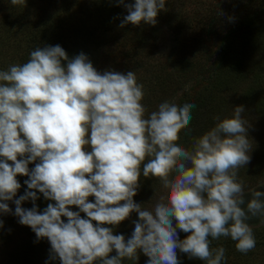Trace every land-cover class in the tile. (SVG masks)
I'll return each instance as SVG.
<instances>
[{
	"label": "clouds",
	"instance_id": "1",
	"mask_svg": "<svg viewBox=\"0 0 264 264\" xmlns=\"http://www.w3.org/2000/svg\"><path fill=\"white\" fill-rule=\"evenodd\" d=\"M10 3L26 6V0ZM118 3L127 9L121 28L155 26L166 0ZM143 97L134 71L101 74L84 53L69 58L59 45L37 47L27 62L0 70V213L14 214L37 240L47 238L50 259L60 264H122L138 260V251L146 264H180L177 249L222 264L225 248L210 249L209 237H230L247 254L256 240L246 221L264 222V192L250 190L241 207L245 191L237 174L252 149L244 107L231 118L214 117L215 126L186 149L176 141L195 105L166 100L145 118ZM141 170L165 190L151 208L133 199ZM18 175L28 177L27 188L14 199ZM37 192L54 202L43 212ZM28 200L33 207L23 208ZM132 212L138 219L131 236L113 234ZM178 230L188 235L181 240Z\"/></svg>",
	"mask_w": 264,
	"mask_h": 264
},
{
	"label": "trees",
	"instance_id": "2",
	"mask_svg": "<svg viewBox=\"0 0 264 264\" xmlns=\"http://www.w3.org/2000/svg\"><path fill=\"white\" fill-rule=\"evenodd\" d=\"M1 1L6 2L7 0ZM126 2L130 3V0H126ZM194 2L197 3L198 0H166L165 10L158 13V19L171 35L172 52L165 59L166 71L164 72L162 68L158 70L157 81L152 86L153 89L157 88L158 95H160L155 100L158 101L159 105L165 98L170 99L175 90L182 88L194 77L199 78L190 86L197 89L189 90L190 87H188L187 91L184 90L174 101L178 105L184 103L195 105L191 112L192 119L188 127L180 131L178 140H192L191 138L207 132L217 122L214 117L219 116L220 119L231 118L233 110L227 107L228 104L225 101L231 102L230 99L233 102L239 101L245 109L242 118L250 125L247 130L248 139L257 148L256 153L258 156H256L254 162L262 161L259 164L261 166L264 164V24L259 25L257 23L258 17L255 11L257 3L254 0H243L244 3L241 4L239 0H230V5L222 2L221 6L225 10L224 15L222 16L219 11L215 12L213 10V15L210 16L209 13L205 24H202L205 12H200L201 9L198 11L199 19L197 20L199 22L193 23L188 16L186 6ZM262 2L264 3V0ZM27 5V8H29V4ZM224 6H229L230 11L225 9ZM228 11L236 12L233 18L242 14V17H240L242 19L237 18L235 20L237 23L233 29H229L227 25L226 16ZM8 15L16 17L14 12ZM24 15L30 16L32 14L26 12ZM114 15H117L118 19L115 22H111L109 18L104 19L100 23L101 29L98 33L81 31L80 27L84 28V26L78 24V17L73 18L76 16L68 18L63 15L53 21L46 19L40 21L43 22L41 27L40 23L36 28L23 27L20 30L10 25L9 22L6 23L5 18L0 19V66L5 69L3 65L9 64L10 61L23 64L29 60L30 52L37 47L59 45L66 51L69 58L84 53L101 74L106 70L116 71L117 65L120 64L110 62L109 66L107 65L103 50L104 46L102 47V45L107 44L106 41L108 40V44L118 42L122 48L126 47L127 42L128 45H132V43L137 42V38H135L137 31L133 42H131L129 40L131 23L123 28L120 27L125 12L118 10ZM249 15L252 19L248 18ZM1 17H5V15ZM57 21H60L59 26H62L60 28L66 29L63 31L56 30L54 25ZM193 28H195L194 31H192ZM123 41L125 45H122ZM235 41L238 44L244 42L246 46L236 45ZM86 43L93 51L87 50ZM108 44L104 48L105 51L113 50ZM204 49L207 53L203 58V55L199 52H203ZM95 62L98 64H95ZM127 65L128 63L122 65L123 68L121 67L122 70L126 69V73L129 70L137 71L135 61L129 63L128 68ZM141 82L143 84L145 81L141 80ZM224 94L227 98L219 101L224 103H218L216 101L217 96H223ZM232 109H234L233 106ZM185 130H189L191 134L183 132ZM176 143L178 144L179 141H176ZM37 162L30 163L29 169L34 168ZM250 169L251 165L247 169H238V172L241 174V171H243L242 174H245V176H251L249 177L250 183H254L253 177H256L255 184H259L261 182L257 176L260 175L259 168L256 167L254 172H251ZM140 178L144 179L145 182L150 178L156 180V177L151 175L145 178L142 170ZM27 179V176H17L21 188L17 191L16 197L25 193L27 186L24 181ZM139 184L141 183L139 182ZM37 195L39 199L36 200L35 204L39 211L43 212L48 203H54L46 200L43 194L39 192H37ZM91 202H94V198ZM71 207L78 209L76 206ZM82 218H86L85 214ZM62 219L67 222L66 217ZM263 229L264 227L261 230ZM253 231H255L253 234L256 240L253 251L256 252L258 250L257 242L260 241L259 237L262 236L257 229ZM45 239L47 238H43V240ZM209 240L212 244V239L209 238ZM223 246L227 253L243 254L236 250L235 242L230 237ZM212 249H215V246Z\"/></svg>",
	"mask_w": 264,
	"mask_h": 264
},
{
	"label": "rangeland",
	"instance_id": "3",
	"mask_svg": "<svg viewBox=\"0 0 264 264\" xmlns=\"http://www.w3.org/2000/svg\"><path fill=\"white\" fill-rule=\"evenodd\" d=\"M257 3V6L255 7V11L257 12V23L259 25L264 24V3L263 0H254ZM77 2L78 4H76ZM134 0H130V3H133ZM226 3L230 5V0H198V2H194L192 4H188L186 6V10L188 11V16L190 17V21L193 23L199 22V14L198 11L201 9L200 12L204 13L205 16L202 20V24H205L206 19L213 15L214 11H219L220 13L223 12L224 15V9L221 6V3ZM262 2V5H261ZM125 3L126 0H125ZM239 3H244L243 0H239ZM29 4V8L28 5ZM94 4V5H93ZM225 9L230 11V7L224 6ZM125 12V16L127 15V9L118 3V0H26V6L20 7V6H14L12 8L10 0L1 1L0 0V19L2 20L5 18L6 23L9 22L10 25H13V27H16L17 29H21L23 27H33L36 28L38 24L41 23L40 27L42 26L44 20L53 21L57 17L65 15L66 17L76 16L73 17L79 18L78 24H83L84 28L80 27V30H85L86 32L90 31L92 33H98V31L101 29L100 23L104 21V19L109 18L111 22H115L118 19L117 15H114L117 11ZM11 11V12H10ZM228 11V15L226 16V21L229 29L235 28V24L237 21H235L237 18L242 19V14L237 16L236 18H233V16L236 14L235 11ZM16 14L14 17L11 14ZM26 12H30V16L24 15ZM243 13V11H241ZM5 15V17H1ZM21 17H18V16ZM222 15V16H223ZM13 16V17H12ZM248 18L252 17L249 15ZM157 23L155 26L149 25L144 23L143 21L140 23V25H132L131 24V33L129 34V40L133 42L135 32L137 31V35L135 38H137V42L132 43V45H128V42L126 44V47L122 48L121 45L118 42H107L109 46L113 48V50H107L105 51V47L107 46L106 43L102 45L104 46L103 50L105 52V59L106 63L109 66L110 62H115L117 65V69L115 72H120L126 74V69L122 70V65L128 63L126 66L127 68L130 66L129 63L135 61L137 63V71L132 70L135 72L137 83L142 84L141 80L145 81L143 85V91H144V97L142 100V104L144 105L146 109L147 118L149 114L158 108V101L155 100L156 97H159L157 92V88L153 89L152 86H154L155 82L157 81L158 77V70L162 68L164 72L166 71V63L165 59L167 56L171 55V35L170 33L165 29L164 25L161 23V21L156 18ZM234 20V21H233ZM60 21H57L54 25L55 29L58 31L65 30L64 28H60L62 26H59ZM38 28V27H37ZM195 28L192 29L194 31ZM54 34V33H51ZM236 45H240L241 47L246 46L244 42H241V44H238L237 41H235ZM122 45L124 44V41L122 42ZM86 48L88 51H93L89 47V44L86 43ZM128 49V50H127ZM211 50V49H210ZM205 49L203 52H199V54L203 55V58L206 56ZM198 54V55H199ZM211 54V53H210ZM257 58V56H256ZM13 64H20L16 61H10L9 64H4L5 69L1 68L0 70H7L10 65ZM95 64H98L95 62ZM96 70H98L97 67L94 66ZM131 71V70H129ZM170 71V69H169ZM196 80H199V78L194 77L191 81L186 83L182 88H179L175 90L174 94L170 99L165 98L161 101H169L174 102L176 101L179 94H181L184 90L187 91L188 87L192 86ZM153 89V90H152ZM190 89H197L196 87H190ZM161 98V97H160ZM224 98H227L225 94L223 96H217L216 101L218 103H224L219 102L223 101ZM231 102H227V107L230 110L232 109V106L235 108V106H241L242 103L239 101L233 102L232 99H230ZM183 132H186V134H191V132L188 130H185ZM204 134V133H203ZM203 134H199L197 137H200ZM195 137V138H197ZM188 138V137H186ZM192 140H177L179 141V145L186 148L191 149L192 147ZM251 144V152L249 153L251 159L250 163H248L245 167H242L243 169H247L248 166L251 165V172L256 171L259 168L260 175L258 176V179L261 180L259 184H255L256 177H253L254 183H250V179L245 174H242L243 171L238 172L237 174V180L238 182H242L243 187L245 188L244 191V200L245 204L241 205V207L245 208L247 202L252 198L250 190H257L264 192V164L259 166V164L262 161H255V158L257 155L255 146ZM255 150V151H254ZM254 165V166H253ZM259 166V167H258ZM250 173V172H249ZM253 176V175H252ZM140 187L137 189V195L133 197L134 201L136 203L141 204L145 208H151L156 202H158L159 197L164 193V189L161 186V183L158 178L154 180L153 178L148 179L146 182L144 179L139 180ZM19 197H14V199H18ZM90 202L94 197H89ZM262 200H264V197H261ZM9 207L12 209V212L14 213L15 210V204L12 201L8 202ZM23 208L30 209L33 207V203L31 200L25 201L21 205ZM70 210L72 211H79V209H74V207L70 206ZM40 212H42L40 210ZM84 213H81V217H83ZM63 218V217H62ZM18 217H16L14 214H3L0 213V220L3 221V226L0 227V264H60L59 259L51 260L50 259V248L51 245L48 243L49 241L47 239L43 240H37L35 233L31 230L30 227L21 225L18 222ZM138 219V214L135 212H132L130 216L123 222L119 224V226L115 227L113 229V234L116 235H124L125 239L129 238L134 231L135 225L133 224L134 220ZM95 224V222H93ZM252 229H257V231L260 232V235L262 237H259V242H257L258 250L254 252L252 249L247 254H240L236 255L235 253H227L225 249V260L222 262V264H264V229L261 230L264 227V222H261L258 217H253L246 221ZM108 226V225H105ZM110 227V226H109ZM255 231H253L254 233ZM179 238L182 240L184 239L188 233H184L182 231H179ZM211 238V237H209ZM229 238V237H228ZM228 238L221 237L219 239L213 240L212 244L210 243V249H212L215 246V249L218 247H224L226 241ZM211 242V241H210ZM214 250V249H213ZM116 255L115 250L109 254V256ZM138 260L132 261L129 259H125L122 261V264H146L147 257L141 252L138 251ZM177 256L179 259L180 264H205L204 261L199 259H190L187 254H184L177 249Z\"/></svg>",
	"mask_w": 264,
	"mask_h": 264
}]
</instances>
